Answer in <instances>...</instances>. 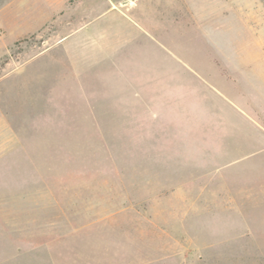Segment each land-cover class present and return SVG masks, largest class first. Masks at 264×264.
I'll return each mask as SVG.
<instances>
[{"label":"rangeland","instance_id":"1","mask_svg":"<svg viewBox=\"0 0 264 264\" xmlns=\"http://www.w3.org/2000/svg\"><path fill=\"white\" fill-rule=\"evenodd\" d=\"M121 1L0 0V264H264V0Z\"/></svg>","mask_w":264,"mask_h":264},{"label":"crops","instance_id":"2","mask_svg":"<svg viewBox=\"0 0 264 264\" xmlns=\"http://www.w3.org/2000/svg\"><path fill=\"white\" fill-rule=\"evenodd\" d=\"M81 8H82V10L80 11L81 14L96 13V15L93 16L90 20L86 21L84 24H81L80 26H78V28L74 29L73 31H75L77 29H83L84 30L86 28H89V26L92 25V23H94L92 21V19H94L95 17L99 18L100 16H104L110 12H113L114 14H116L115 13L116 11H114L113 8H108L107 10L104 9L103 1H102L101 5H99L97 3L96 5H93L92 7H89L88 5H86V6H82ZM109 27H110V25L108 27H106V26L102 27L99 25H95L93 27V31H94L93 33L89 32V34H87V36L84 35L87 38V40H91L90 41L91 43L88 45V48H87L88 50L90 48H92V49H96L97 51H101V53H103L105 51V49L109 48L111 45L109 39L112 38L113 42L117 41V38H119V32H120L119 30L118 31L117 30H111L110 34L112 36H110L109 38H107L105 36V31L107 29H109ZM110 29H113V28H110ZM101 40H102V42H101ZM81 54H82V56H84L85 50L81 51ZM176 76H178V74ZM259 84L260 85L264 84V81L259 82ZM262 86L264 87V85H262ZM237 96L240 97L239 99H242V103H238L237 101L234 102L232 100V98H230L228 96V94L225 95V101L228 102V104L231 107V109L229 110L230 112H227L228 117H230V119H232V118H235V116L240 115L241 118L242 117L246 118V119L251 118L252 115H250V113L248 111H245L243 108L240 107V106H243V104L248 103V100H249L248 96L247 97L243 96V94L240 93L239 91H237ZM252 97H254V96H252ZM234 114H235V116H233Z\"/></svg>","mask_w":264,"mask_h":264},{"label":"water","instance_id":"3","mask_svg":"<svg viewBox=\"0 0 264 264\" xmlns=\"http://www.w3.org/2000/svg\"><path fill=\"white\" fill-rule=\"evenodd\" d=\"M132 0H122L120 3L122 4V5H125V4H128V3H130Z\"/></svg>","mask_w":264,"mask_h":264}]
</instances>
